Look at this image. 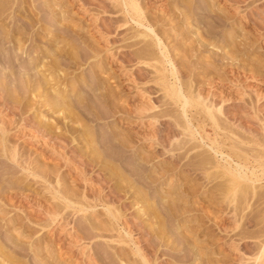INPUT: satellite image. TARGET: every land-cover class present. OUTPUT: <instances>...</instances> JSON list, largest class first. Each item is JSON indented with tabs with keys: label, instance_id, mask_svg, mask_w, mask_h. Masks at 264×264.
I'll use <instances>...</instances> for the list:
<instances>
[{
	"label": "rangeland",
	"instance_id": "374dc122",
	"mask_svg": "<svg viewBox=\"0 0 264 264\" xmlns=\"http://www.w3.org/2000/svg\"><path fill=\"white\" fill-rule=\"evenodd\" d=\"M120 3L0 0V264H264V0Z\"/></svg>",
	"mask_w": 264,
	"mask_h": 264
},
{
	"label": "bare ground",
	"instance_id": "6f19581e",
	"mask_svg": "<svg viewBox=\"0 0 264 264\" xmlns=\"http://www.w3.org/2000/svg\"><path fill=\"white\" fill-rule=\"evenodd\" d=\"M146 1V3H149L148 5H149V7H152V8H154V7H156V4H153L156 0H145ZM120 5H119V7H118V10L119 11H121V12H125V13H123L124 14V16L122 15L121 16V18H122V22L123 23H126L127 21H128V19L126 18V16H129L131 19H132V21H134L135 23H136V25L137 26H140V27H143L144 29H142V30H139L138 29V32H139V34L142 36V37H147V39H146V41L147 42H145V44H144V46L147 48V49H149V45H151V44H155V45H159L160 47H163V49H165V38H164V31L161 29V28H159L158 27V25L156 26V24L153 22V20L154 19H152L151 18V16L150 17H145V16H143V14L141 13V14H139V12H138V10L140 9V2H141V0H120ZM4 3V2H3ZM112 3V2H111ZM110 3V4H111ZM184 6V5H183ZM117 10V11H118ZM168 11H169V9L168 8H166V6H165V8L163 9V12H165V14L166 13H168ZM138 12V13H137ZM120 14V13H119ZM180 14V13H179ZM182 14H183V12H182ZM4 17V16H3ZM108 19V18H107ZM121 20V19H120ZM162 21V20H161ZM118 26V25H117ZM114 27V26H113ZM207 29V28H206ZM13 30H15V29H13ZM107 30V29H106ZM137 30V29H136ZM12 36V35H11ZM138 40V39H137ZM108 41V40H107ZM145 41V40H144ZM143 41V42H144ZM135 42H142V39L141 40H138V41H135ZM143 42H142V44H143ZM149 44V45H148ZM146 45H148V47L146 46ZM127 47V46H126ZM145 47H144V49H145ZM187 48V47H186ZM146 49V50H147ZM188 49V48H187ZM122 54L124 55V53H121L120 52V54H118V55H120L119 57H121L122 56ZM162 54L164 55V57L166 58V56H168V54H166L165 52H164V50H163V52H162ZM149 55V54H148ZM140 56V55H139ZM142 57V56H141ZM157 57V56H156ZM117 58H118V56H117ZM130 59V58H129ZM170 62V61H169ZM123 65V64H122ZM172 65V64H171ZM173 66V65H172ZM171 66V67H172ZM174 67V66H173ZM172 67V69H171V72L170 73H173L174 71H173V69L174 70H176L175 68H173ZM156 69V68H155ZM28 71V70H27ZM5 72V71H4ZM164 72V71H163ZM9 73V72H8ZM31 73V72H30ZM176 73V72H175ZM164 75V74H163ZM30 76V75H29ZM168 76V75H167ZM33 77V76H32ZM162 77V76H161ZM165 77V76H164ZM27 79H29L28 77L26 78V80ZM160 81L162 80V79H159ZM28 81V80H27ZM26 81V82H27ZM91 81V80H90ZM163 81H165V79L163 80ZM29 82V81H28ZM31 82V81H30ZM43 82V81H42ZM45 82H47V81H45ZM12 83V82H11ZM36 83V82H35ZM174 83V82H173ZM29 85H30V83H28ZM44 84V83H43ZM176 84V83H175ZM38 85V84H37ZM162 85V84H161ZM31 86V85H30ZM162 86H164V85H162ZM29 87V86H28ZM28 87H26V88H28ZM32 87V86H31ZM63 88V87H62ZM166 88V87H165ZM179 87H176L175 89H173V93L172 94H175V95H177V96H179V97H182V100L180 101L181 102V107H182V110L183 109H185L186 108V104L190 101V100H188V98L186 97V93H188L189 92V89H187L188 90V92H186V93H184V90H183V92L182 91H180V90H177ZM27 90H31V88H29V89H27ZM107 90V89H106ZM182 90V89H181ZM22 92V91H21ZM28 92V91H27ZM193 92V91H192ZM194 93V92H193ZM189 94V93H188ZM89 95V94H88ZM99 96H97L96 98L97 99H99L102 103H104L106 106L108 105H110V104H112V102L111 101H113V100H111L112 98L109 96V95H107L106 93H102L101 92V94H98ZM169 95V94H168ZM200 95V94H199ZM189 96V95H188ZM197 96H198V94H197ZM111 99H110V98ZM69 98V97H68ZM83 98V97H82ZM87 98V97H86ZM91 98H93V96L91 97ZM199 97H197V99H198ZM204 97L202 96V99H203ZM59 99V98H58ZM178 99H181V98H178ZM201 99V97L199 98V100ZM201 99V100H202ZM29 100V99H28ZM66 100V99H65ZM90 100V99H89ZM59 101V100H58ZM205 102V101H204ZM58 103H61L60 101L58 102ZM86 104L85 105H87V102H85ZM190 103H192V102H190ZM203 103V102H202ZM180 104V103H179ZM198 104V103H197ZM204 104V103H203ZM216 104V103H215ZM81 105H83L84 106V103H82ZM113 105V104H112ZM189 105V104H188ZM208 105V104H207ZM206 105V108H207V112H208V114L209 115H211L212 116V114L214 115V112H216V111H219V108L218 109H215V110H213L212 108H208V106ZM82 106V107H83ZM204 106H205V104H204ZM12 107V106H11ZM84 107H86V106H84ZM185 107V108H184ZM190 107H191V105H190ZM210 107V106H209ZM20 109V108H19ZM87 109V108H86ZM93 110V109H92ZM183 111H185V110H183ZM182 111V112H183ZM203 111V110H202ZM223 111V110H222ZM221 112V111H220ZM217 113V112H216ZM215 113V114H216ZM230 115V114H229ZM232 115V114H231ZM191 116V115H190ZM215 116V115H214ZM213 117V116H212ZM221 119V118H220ZM223 120V119H222ZM2 121V120H1ZM217 121V120H216ZM218 121H219V119H218ZM233 122V121H232ZM21 124V123H20ZM223 124V123H222ZM49 125V124H48ZM219 125H221V124H219ZM230 125V124H229ZM224 127H225V125H224ZM56 130V129H55ZM247 130V129H246ZM233 131V130H232ZM248 131V130H247ZM235 132V131H234ZM4 134V133H3ZM5 135V134H4ZM55 136H58V137H61V134L60 133H55ZM5 137V136H4ZM1 139V138H0ZM4 139V138H3ZM88 139V138H87ZM2 140V139H1ZM5 140V139H4ZM7 140H9V139H7ZM6 140V141H7ZM105 140V139H104ZM227 140V139H226ZM11 140H9V142H10ZM58 142V141H57ZM102 142V141H101ZM234 142V141H233ZM3 143H5V141L3 142ZM89 144H90V142H88ZM2 144V143H1ZM11 144V143H10ZM10 144H2L1 145V149L3 148V149H7L8 150V153L4 156L5 158H7V159H9V160H11V161H13V162H15L16 163V165L17 166H19L20 168H22L25 172H26V174H35V176H36V174H38L39 175V173H38V171L36 170V167L35 166H33L32 164H30V162L26 159V158H21L20 156H22L19 152H17V148H16V150H15V146L16 145H10ZM14 144V143H13ZM237 144V143H236ZM92 145V144H91ZM124 145V144H123ZM228 145V144H227ZM231 145V144H230ZM237 145H239V144H237ZM232 146V145H231ZM17 147V146H16ZM234 147V146H233ZM230 148V147H229ZM96 149V148H95ZM6 150V151H7ZM2 151V150H1ZM234 151H235V149H234ZM233 152V151H232ZM4 153H6V152H4ZM3 153V154H4ZM18 153H19V155H18ZM83 153V152H82ZM227 154V153H226ZM236 154V153H235ZM245 154V153H244ZM249 155V154H248ZM109 156V155H108ZM242 156V155H241ZM262 156V155H261ZM89 157V156H88ZM64 158V157H63ZM228 158V157H227ZM236 159V158H235ZM64 160V159H63ZM3 162V161H2ZM87 163V162H86ZM203 163V162H202ZM229 163V162H228ZM4 164V163H3ZM87 164H89V162L87 163ZM33 167H32V166ZM260 165H262V164H260ZM43 166V165H42ZM235 166V165H234ZM1 167H2V164H1ZM35 167V168H34ZM46 167V166H45ZM53 167V166H52ZM48 168V167H47ZM85 168V167H84ZM246 168V167H245ZM86 169V168H85ZM85 169H83V170H85ZM229 169V168H228ZM44 170V169H43ZM81 170V169H80ZM82 170V171H83ZM41 171H42V169H41ZM41 171H39L40 173H41ZM45 172V171H44ZM44 172H43V174H44ZM235 172H236V170H235ZM47 173V172H46ZM42 174V175H43ZM83 174H84V172H83ZM1 175V174H0ZM37 175V176H38ZM41 175V176H42ZM50 175V174H49ZM48 176V175H47ZM49 177V176H48ZM51 178H52V176H50ZM227 177V176H226ZM43 178H44V175H43ZM46 178V177H45ZM90 178V177H89ZM242 178V177H241ZM226 179H228V178H226ZM231 180V179H230ZM52 181V180H51ZM235 182H236V180H235ZM54 186V185H53ZM246 186V185H245ZM46 187V186H45ZM52 187V186H51ZM50 187V188H51ZM55 187V186H54ZM53 188V187H52ZM51 188V189H52ZM57 188V187H56ZM56 188H53L52 190L51 189H49L48 187L46 188L47 189V193H49V194H51L52 192H54V193H57V194H59V189H56ZM45 189V188H44ZM60 192H61V190H60ZM63 192V191H62ZM61 192V194H63ZM65 193V192H64ZM68 193V192H67ZM75 193V192H74ZM97 193V192H96ZM236 193V192H235ZM53 194V193H52ZM56 194V195H57ZM66 194V193H65ZM69 194V193H68ZM56 195H55V197H56ZM60 195V194H59ZM70 196H67V195H61V197L60 198H62L63 199V201L61 200V202H63L62 204H63V206L62 205H60L61 207H59V205H57L56 206V209H48V210H46V209H44V210H46V214H47V216H46V221H45V223L43 222V224H46L47 223V220L49 221V222H53L54 220H56L58 217H61V219H62V221H63V223L66 225V223H68L66 220L67 219H64V215H62V214H64V211L62 212V210H64L65 208H69V207H71L72 208V212L74 213V212H77L78 210H83V209H86V208H88V207H90L91 206V202L89 201L88 202V200H78V199H75V198H72L71 197V194H69ZM81 195V194H80ZM94 195V194H93ZM73 196H74V194H73ZM95 196V195H94ZM104 196V195H103ZM227 196V195H226ZM53 197V196H52ZM52 197H50V198H52ZM54 197V198H55ZM75 197V196H74ZM79 197V196H78ZM106 197V196H105ZM231 197V196H230ZM81 198H85V197H81ZM81 198H79V199H81ZM104 198V197H103ZM53 199V198H52ZM86 199V198H85ZM229 199V198H228ZM93 201H94V197H93ZM104 201H107V200H104ZM9 203V202H8ZM106 203V202H105ZM59 207V208H58ZM49 208H50V205H49ZM105 209H106V207H105ZM109 208H107V210H108ZM23 211V210H22ZM71 212V213H72ZM108 214L112 217L114 214H115V212L113 213V215H112V212L113 211H111L110 209L108 210ZM24 214V213H23ZM28 214V213H27ZM26 214V215H27ZM20 216V215H19ZM23 216H25V214L23 215ZM107 216V215H106ZM26 217V216H25ZM109 218V217H108ZM125 218V217H124ZM45 219V218H44ZM122 220V219H121ZM48 222V223H49ZM113 222V221H112ZM41 223V222H40ZM63 223H61V224H63ZM99 223V222H98ZM84 224V223H83ZM108 224V223H107ZM112 224V223H111ZM113 225V224H112ZM95 226V225H94ZM11 227V226H10ZM99 227V226H98ZM129 227V226H128ZM116 229V228H115ZM127 231V230H126ZM117 232V231H116ZM100 233H101V231H100ZM119 233V232H118ZM87 234V233H86ZM89 234V233H88ZM98 234V233H97ZM123 234V233H122ZM122 234H120L119 233V236H117L118 237V240L117 241H119L120 239L121 240H124V239H122V238H124V236H121ZM93 235V234H92ZM100 235H102V234H100ZM127 235V234H126ZM77 236V235H76ZM90 236V235H89ZM128 236V235H127ZM90 237H92V236H90ZM116 237V238H117ZM131 237V236H130ZM78 240V239H77ZM121 242V241H120ZM136 242V241H135ZM105 243H107V242H105ZM18 244V243H17ZM16 244V245H17ZM30 244V246H31V244L32 243H29ZM134 244V243H133ZM135 245V244H134ZM138 245V244H137ZM143 245V244H142ZM136 246V245H135ZM141 246V244L139 245V247ZM17 247V246H16ZM27 247H28V245H27ZM11 248V247H10ZM23 248V247H22ZM30 249H31V247H30ZM28 250V249H27ZM143 250V249H142ZM17 251V250H16ZM21 251V250H20ZM35 250L33 249V253L35 254L36 252H34ZM117 251V250H116ZM263 251V250H262ZM4 252H5V250H4ZM261 252V251H260ZM8 252H6V254H7ZM14 253V252H13ZM16 253V252H15ZM262 253V252H261ZM11 254H12V252H11ZM87 254V258H89L92 262H93V260H92V257H91V255H90V253L88 252V253H86ZM14 255V254H13ZM117 255L118 256H120L118 253H117ZM4 256V255H3ZM2 256V259L4 258L5 260H6V262H8L9 264H18V263H12V261L10 260L11 259V257H10V259H8L9 257H7L6 255V257L4 256L3 257ZM10 256V255H9ZM146 256V255H145ZM261 256V255H260ZM108 257H110V256H108ZM112 257H113V255H112ZM86 258V257H85ZM111 259V258H110ZM120 259V258H119ZM145 259V258H144ZM16 260V259H15ZM122 260V259H121ZM257 261V260H256ZM261 261V260H260ZM91 262V263H92ZM145 263V262H144ZM46 264V263H45ZM260 264V263H259Z\"/></svg>",
	"mask_w": 264,
	"mask_h": 264
}]
</instances>
